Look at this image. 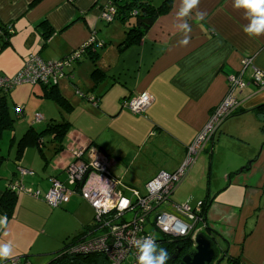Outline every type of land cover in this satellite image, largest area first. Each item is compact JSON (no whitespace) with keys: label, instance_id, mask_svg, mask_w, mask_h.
Instances as JSON below:
<instances>
[{"label":"crops","instance_id":"crops-1","mask_svg":"<svg viewBox=\"0 0 264 264\" xmlns=\"http://www.w3.org/2000/svg\"><path fill=\"white\" fill-rule=\"evenodd\" d=\"M109 2L0 0V23L12 22L16 35V38L15 35L12 37V45L0 50V58L8 54L4 60L15 62L16 67H2L0 73L17 75L30 54L39 55L46 61L65 59L92 36L97 38L90 52L86 51L82 56L91 59V64H83L85 75L80 76L79 67L74 64L67 69L72 79L64 77L58 83L63 95L73 105L71 110L59 105L63 113L72 115V119H64L72 126L61 151H56L58 144L55 143L52 170L38 179L34 176L19 178L45 193L52 185V178L66 179L65 169L73 162L75 150L92 147L111 158L114 175L122 178L128 186L144 190L145 184L159 172H174L180 167L189 146L231 92L229 76L240 73L244 59L251 57L252 66L244 71L243 76L246 86L232 92L242 103L241 112L234 115L236 119H227L210 142L211 159L214 161L217 149L227 138L238 139L249 146L228 154L223 167L214 171L208 182H203L199 169L208 160L202 153L175 193L188 197L186 201H208L209 227L224 239L218 240L220 257L224 250H228V254L239 258L240 264H264V117L261 120L253 110L264 104V88L252 81L255 68L264 71V34L250 36L244 31L261 18L259 13L237 7L235 0H199L187 16L181 17L183 0H172L170 8L158 16L141 42L122 51L118 47L121 41L118 38L123 37L121 32H114L111 41H104V38L100 41L97 36L101 29L100 20H103L101 12ZM161 4L155 3L157 6ZM199 13L204 14L203 19L199 18ZM43 19L55 29L45 47L42 46L41 32L36 28ZM185 22L192 28L187 34V44L181 43L185 33L180 26ZM18 32L24 35V44ZM103 41L106 42L104 47L103 43L100 44ZM108 45L110 58L106 50ZM100 47L105 48L104 54L99 51ZM96 54L103 59L100 64ZM94 56L98 59L96 63ZM96 66L102 71L97 78L92 77ZM41 86L39 92H36V85L28 90L21 86L18 93L32 96L36 92L38 107L43 109L45 102L52 99L43 97L44 87ZM83 88L87 96L94 95L99 99L95 107L90 98L77 96V90ZM146 91L153 96V102L144 113L126 110L125 99ZM8 101L13 103L11 113L14 111L16 118L26 115V107L18 106L19 100L13 90ZM77 108L82 110L78 112ZM55 111L48 112L52 115L50 120H56ZM47 115H43L44 120ZM82 116V123L76 122ZM34 118L32 124L27 118L24 120L31 126L35 124ZM42 141L45 152V141ZM29 147L24 149L20 158L16 156V170L4 189L0 185V197L10 179L18 176L20 165L35 171L36 175L39 168L47 170L50 160H42L43 166L35 159L28 160L26 151ZM4 159L1 156L0 169ZM231 174L234 176L230 177ZM84 203L93 211L91 205L78 195L59 207L63 209H54L43 198L21 194L12 217L0 224V245L12 247L11 255L3 259L2 264L50 262L67 239L92 222L93 216L89 220L81 211ZM3 212L0 206V218L5 217ZM70 223L73 224L69 226ZM18 257H22L20 262H14L13 259Z\"/></svg>","mask_w":264,"mask_h":264},{"label":"built area","instance_id":"built-area-1","mask_svg":"<svg viewBox=\"0 0 264 264\" xmlns=\"http://www.w3.org/2000/svg\"><path fill=\"white\" fill-rule=\"evenodd\" d=\"M115 15L116 8L109 2L102 10L101 18L112 22ZM92 42L93 38L72 56L60 60L46 61L39 55L31 54L14 78L0 75V89H13L26 82L59 83L64 77L72 78L66 70L82 58ZM252 60L251 57L245 58L242 71L229 76L231 92L189 146L180 167L174 172H159L145 184L144 190L130 187L122 178L115 176L112 160L92 147L75 150L73 162L65 169L66 179L52 178V185L45 193L26 185L21 178L13 181L10 187L20 195L26 193L43 198L53 208L67 204L74 195L81 196L91 205L94 211L91 225L81 239L71 245V253H103L110 264H138L139 250L135 242L145 237H151L159 247L168 240L191 237L196 246L198 233L209 227L205 211L207 202L199 200L192 205L191 199H188L178 203L173 195L201 153L214 140L222 124L241 107L242 103L232 92L246 86L244 71L252 66ZM252 81L259 88H264V71L255 68ZM77 94L98 104L99 99L95 96H87L80 90ZM152 102L153 96L146 91L125 99V107L139 114L144 113ZM41 119H44L43 115L36 114L34 123ZM19 171L20 177L36 175L35 171L23 166H19ZM124 201H127L126 205ZM153 230L163 234V238L159 239ZM13 261L17 262L18 258Z\"/></svg>","mask_w":264,"mask_h":264},{"label":"trees","instance_id":"trees-1","mask_svg":"<svg viewBox=\"0 0 264 264\" xmlns=\"http://www.w3.org/2000/svg\"><path fill=\"white\" fill-rule=\"evenodd\" d=\"M110 2L116 8L115 19L121 20L126 27L123 34V38L118 44V47L122 51L141 42L144 35L156 22L158 16L166 12L172 4V0H164L163 3L158 6L155 5L153 0H110ZM36 28L39 29L41 32V36L43 38L42 46L45 47L49 39L54 34L55 29L47 19H43L42 21H40L37 24ZM14 35L15 29L12 22L0 23V50H3L12 45V37ZM92 38L94 39V41H97L95 35L92 36ZM105 44L106 42H103V47ZM83 45H81L79 48H81ZM93 45L94 42H92L91 45L87 47L86 51L90 52V48ZM79 48L75 49L70 55L66 56V58L72 56L76 51L79 50ZM96 55L97 57L99 56V54ZM29 56L27 57L26 61L28 60ZM93 58L94 63H96L97 58L95 56ZM101 74L102 71L96 66L94 71L92 72V77L97 78ZM0 75L3 74L0 73ZM38 83H40L44 87L43 97L47 99L56 100L58 104L66 110H71L73 108V105L68 102V99L61 92L58 83L36 82L33 84L37 85ZM11 91L12 89H0V137H2L3 133L6 130H14L17 121V118L11 113V106L8 101V95ZM253 110L258 116H260V119L263 120L262 116L264 117V104L254 108ZM238 112H241L240 108L232 116L236 115ZM71 126V122L67 120H51L47 127L41 131H38L34 125H31L18 141L16 155L17 158H20L21 154H23L24 149L26 147L34 146L39 150L42 158L47 162L48 159L42 147L44 144V142L42 141L43 137L50 135L52 142L58 144V148L56 151L59 152L63 148V141ZM244 169L245 167L243 168V170ZM20 176V171H18V176L15 179H10L4 193L0 197V206L3 209L4 216L7 219L12 217L15 210L16 202L20 196V194H18L16 190H13L10 185L13 181L19 179ZM232 176H234V174L230 175V177ZM208 209L209 207L207 203V205L205 206V211L207 212ZM90 225L91 223L85 225L79 233L67 239L64 243V247L59 252H57L54 255V259H52L47 264H110L107 256L103 253H71V245L81 239V237L86 233V230L90 227ZM205 233H207L214 240L215 245L218 247V240L222 239V237L219 236V233L215 235L211 231L210 227H207ZM160 247L166 249L169 254V260L167 264H185L183 262V257L189 253H192L196 248L194 246V241L191 237H183L175 240H168L164 242ZM177 249H180L179 254L177 253ZM223 252L225 253V258H228L230 264H240V260L238 257H234L228 254V250H224ZM224 253L221 256H223ZM176 254H178V258L173 259ZM21 258L22 257H18L17 262H20Z\"/></svg>","mask_w":264,"mask_h":264},{"label":"rangeland","instance_id":"rangeland-1","mask_svg":"<svg viewBox=\"0 0 264 264\" xmlns=\"http://www.w3.org/2000/svg\"><path fill=\"white\" fill-rule=\"evenodd\" d=\"M153 2L161 4L163 2V0H153ZM100 24H101V29L97 33V36L99 37V39H101L100 41H102L104 39H105L104 41H106V40L107 41H111V38H112L111 36H113L114 32L117 33V34H119L121 32L120 34L122 36L124 34L125 29H126L124 23L121 20H119V19H115L112 22L100 20ZM18 34H21V32H18ZM14 37L16 38V35ZM102 38H104V39H102ZM120 38L121 37H119L118 39L122 40ZM19 39H21L22 44H24V42H25L24 35L21 34L19 36ZM90 40L91 39H89L87 42H90ZM109 48L110 47L108 45V47H106V50H107V52L109 54V58H110V50H109ZM11 51H14V50H11ZM99 51L102 52L101 54H104L105 48L100 47ZM6 53H10V52H6ZM4 55L5 56H1L2 58H0V68H2V67H10L11 69H14L16 67V63L15 62L9 63L8 61L4 60L5 57L8 54H4ZM98 59H99V64L101 62H103V59L100 58L99 56H98ZM98 59H97V61H98ZM86 63L91 64V59H89V57H87V56H84L82 58L81 62L78 63L77 61H74V63L72 64V65L75 64L74 66L79 67L80 76L85 75V73H86L85 68L83 66V64L86 65ZM66 72L69 73L68 70H66ZM2 73H5V72H2ZM4 75L6 77H9V78H14L16 76V73L12 74V75H7V73H5ZM21 86L28 90L31 86H35V84H33L31 82H26V83H23V84H20V85H16L12 89L13 93L17 96V98L19 100L18 101V106L19 107H23V106L26 107L25 108L26 115L23 116L22 118H17L15 130H11V131L10 130L9 131L6 130L3 133L2 137H0V156H4L5 157V159L3 161V164L1 166V169H0V185H1L2 189H4L6 183L8 182L10 176L12 175L13 171L16 170V167H17V165H16L17 164L16 152H17L18 140L25 133V131L30 127V123L32 124V122H31L32 117H34L36 114H39V113L42 114V115L48 114L47 118L45 120L41 119V120L35 122L34 126H35V128L38 131H41V130H43V129H45L47 127V125L51 121L49 118L52 116L48 112H50V111L52 112L54 109H56V111H55L53 116H55V119L57 121H63L64 119H68V118L72 119V115L69 116V115L63 113L61 111V109L59 108V104L57 105L56 104L57 102L55 100H53V99H52V101H50V100L46 101L45 102V107L43 109L38 107V103L39 102H37L36 100L39 99L38 98L39 96H38V94L36 92H39L40 89H41L40 88V86H41L40 83H38L36 85L37 86L36 92H34L32 94V96H28V93L27 94L18 93V91L20 90ZM81 91L85 92L84 88L81 89ZM69 94H71V92ZM77 96L79 98L81 97L78 94H77ZM92 96H94V95H92ZM90 103L94 107L96 106L93 102H90ZM11 105L13 106V103L10 102V106ZM12 109H13V107H12ZM77 109H78V112H80L82 110V108H77ZM126 110L131 111L128 108H126ZM12 113L14 115V111H12ZM83 116L81 118L77 119L76 122L81 124L82 121H83ZM235 117L236 116H232L228 120L236 119ZM25 118L30 120L29 121L30 123L26 122L24 120ZM43 140L45 141L46 156H47L48 160H50V162H49V166H48L46 171L43 168H39V170H38L39 173L36 176H34V177H36V179H38L42 175L45 176L47 173H49L52 170L51 164H52L53 158L56 155V152H55L56 144L54 142H52L51 136L47 135V136H45L43 138ZM217 143H218V140H217ZM242 146H249V144L245 145L243 142H241L238 139L227 138L226 140H223V143L217 149V155L215 156L214 161H212V159H211L212 143H209L207 151L205 150L206 152L205 151L203 152L204 155H207L208 160L205 161V164H204L203 168L202 167L199 168L200 171L202 172L201 175H202V178H203V182L205 180L208 182L210 180L211 176H212V173L214 171L217 172L218 169L223 167V163H224L223 160L227 157L228 154L235 152V150L240 149ZM260 150H261V148H260ZM26 156H27V158H28V160L30 162H32L35 159L36 161H38L41 164V166H43V161L46 162L43 158H41V156L39 155V153H38V151H37V149L35 147H29L27 149V151H26ZM198 165H200V162H199ZM213 177L215 178V174H213ZM26 179H27V177H26ZM126 182H128V181H126ZM178 195L181 196L180 192L179 193L176 192L175 195L173 196V199L176 202H178V203H183L188 198V197L186 198V197H182V196L178 197ZM73 201H75V200H73ZM195 203L196 202H194V201L191 202L192 205H195ZM54 209H63V208H54ZM69 210L73 212L72 209H69ZM81 211L86 215L87 219L90 220L92 218L93 211H92V209L89 207V205L87 203H84L82 205ZM69 219H74V218L69 216ZM72 224L73 223H70L69 226H71ZM153 231L156 233V236L159 239L163 238V234H161L159 231H157V230H153ZM61 233H62V230H61ZM196 243H197V241H196ZM17 263H19V262H17ZM220 264H230V262L228 261L227 257L226 258L224 257L222 259V261L220 262Z\"/></svg>","mask_w":264,"mask_h":264},{"label":"clouds","instance_id":"clouds-1","mask_svg":"<svg viewBox=\"0 0 264 264\" xmlns=\"http://www.w3.org/2000/svg\"><path fill=\"white\" fill-rule=\"evenodd\" d=\"M199 3V0H183V7L179 13L181 17L187 16L192 9H194ZM237 7H243L254 13H259L261 17L254 24L245 27L244 31L250 36L264 34V0H235ZM200 19L204 18L203 13L198 14ZM184 33L185 39L181 41L183 44L188 43V33L192 31L191 26L187 22L180 26ZM145 99L147 97L145 96ZM127 204V201H124ZM6 217L0 218V224L6 223ZM135 246L139 250L138 264H167L169 260V254L166 249L159 247L151 237H145L135 242ZM12 253V247L8 244L0 245V264L3 259L10 256Z\"/></svg>","mask_w":264,"mask_h":264},{"label":"water","instance_id":"water-1","mask_svg":"<svg viewBox=\"0 0 264 264\" xmlns=\"http://www.w3.org/2000/svg\"><path fill=\"white\" fill-rule=\"evenodd\" d=\"M219 236L222 237L220 234ZM196 241L197 246L195 250L183 257V262L185 264H213L214 262H216V264H220L222 259L225 257V253L220 257L218 247L207 233H198ZM178 251L180 252V249H178Z\"/></svg>","mask_w":264,"mask_h":264},{"label":"flooded vegetation","instance_id":"flooded-vegetation-1","mask_svg":"<svg viewBox=\"0 0 264 264\" xmlns=\"http://www.w3.org/2000/svg\"><path fill=\"white\" fill-rule=\"evenodd\" d=\"M177 253L179 254L178 249H177ZM178 254H176L173 259H177L178 258Z\"/></svg>","mask_w":264,"mask_h":264}]
</instances>
